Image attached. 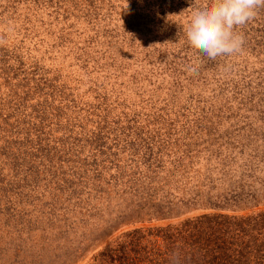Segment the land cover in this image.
Here are the masks:
<instances>
[{
    "label": "trees",
    "instance_id": "obj_1",
    "mask_svg": "<svg viewBox=\"0 0 264 264\" xmlns=\"http://www.w3.org/2000/svg\"><path fill=\"white\" fill-rule=\"evenodd\" d=\"M33 1L23 16L28 27L38 18L45 34L38 57L49 47L78 57L102 88L108 79L91 72L147 73L146 84L158 75L190 92L170 93L187 111L155 122L158 132L111 137L134 147V180H86L85 197L27 204L45 226L23 234V264L35 253L33 264H264V180H253L264 169V7L235 29L241 50L212 61L186 35L193 11L212 0ZM211 90L223 108L202 102Z\"/></svg>",
    "mask_w": 264,
    "mask_h": 264
},
{
    "label": "rangeland",
    "instance_id": "obj_2",
    "mask_svg": "<svg viewBox=\"0 0 264 264\" xmlns=\"http://www.w3.org/2000/svg\"><path fill=\"white\" fill-rule=\"evenodd\" d=\"M32 10H36L33 0H0V264L27 261L23 234L30 230L36 235L45 226V215L39 216L37 208L27 204L48 203L56 195L85 197L86 180H134V147L116 144L111 137L158 132L155 122L187 111L176 108L184 99H174L170 93L190 92L164 86L155 81L158 75L155 83L146 84L145 72L147 78L141 72L133 76L130 71L101 72L103 76L98 70L91 72L93 78L98 74L96 79H108L102 88L99 81L95 85L85 78V64L79 69L78 57H67L56 47H49L47 57H38L34 49L45 34L37 15L33 27L25 22L23 14ZM81 58H85L82 52ZM213 91L202 94V102L223 108L221 100L213 102ZM256 175L253 180H264V169ZM55 184L62 186L61 193L50 187ZM73 185L79 186L78 191L69 193ZM34 260L36 253L32 264Z\"/></svg>",
    "mask_w": 264,
    "mask_h": 264
},
{
    "label": "clouds",
    "instance_id": "obj_3",
    "mask_svg": "<svg viewBox=\"0 0 264 264\" xmlns=\"http://www.w3.org/2000/svg\"><path fill=\"white\" fill-rule=\"evenodd\" d=\"M260 7L264 0H212L193 11L186 32L188 42L212 61L237 53L244 38L235 29L253 20Z\"/></svg>",
    "mask_w": 264,
    "mask_h": 264
}]
</instances>
